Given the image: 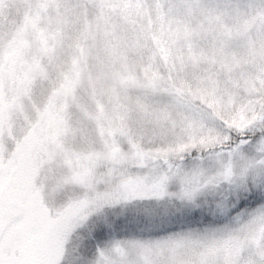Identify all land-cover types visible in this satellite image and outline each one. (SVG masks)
Instances as JSON below:
<instances>
[{"label":"snow or ice","instance_id":"snow-or-ice-1","mask_svg":"<svg viewBox=\"0 0 264 264\" xmlns=\"http://www.w3.org/2000/svg\"><path fill=\"white\" fill-rule=\"evenodd\" d=\"M0 264H264V0H0Z\"/></svg>","mask_w":264,"mask_h":264}]
</instances>
